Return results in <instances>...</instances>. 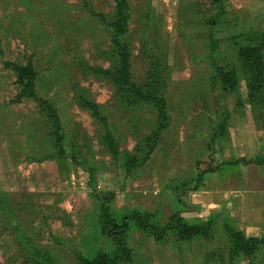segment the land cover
<instances>
[{
  "label": "rangeland",
  "instance_id": "obj_1",
  "mask_svg": "<svg viewBox=\"0 0 264 264\" xmlns=\"http://www.w3.org/2000/svg\"><path fill=\"white\" fill-rule=\"evenodd\" d=\"M125 1L164 120L95 72L113 0H0V264H264V0ZM29 60L44 106L13 101Z\"/></svg>",
  "mask_w": 264,
  "mask_h": 264
},
{
  "label": "trees",
  "instance_id": "obj_2",
  "mask_svg": "<svg viewBox=\"0 0 264 264\" xmlns=\"http://www.w3.org/2000/svg\"><path fill=\"white\" fill-rule=\"evenodd\" d=\"M115 3V13L107 18L104 14L95 12L93 9L88 8L91 15L97 17L99 22L104 24L108 29L111 42V51L109 54L110 67L108 69L98 68L95 70L96 73L105 75L118 89H126L128 92L133 94L129 99H134L133 97L143 98V100L150 101L158 113V116L164 120L165 114V100L161 97L154 95V88L147 84L146 92L143 94L141 87H137L132 80L130 65H129V55L125 50V45L120 41L121 37L127 32L128 28V16L126 13V1L125 0H113ZM86 5V4H84ZM4 66L11 69L14 72L16 83L19 85L20 90L15 95L13 101L20 102L22 99L33 98L38 101L40 105H46V102L39 99L36 95L34 83L36 81V72L34 70L32 62L29 60L25 65H16L11 62H5ZM80 103L85 107L90 114L95 117L100 123H102L104 128V144L110 153L112 158H117L118 149L114 142V138L108 129L106 119L100 114L99 106L96 102L92 100H87L81 98ZM55 113L51 106L47 107V115ZM54 115V114H53ZM55 117V116H54ZM56 120L53 118V121ZM58 123V122H57ZM56 123V125H57ZM59 125V124H58ZM164 124H160L163 127ZM59 129V127H57ZM54 135L59 141V132L54 130ZM238 235V236H236ZM235 240L238 242H246L242 238V234L237 233ZM249 239V238H248ZM247 239V241H249ZM95 264V262L93 263Z\"/></svg>",
  "mask_w": 264,
  "mask_h": 264
},
{
  "label": "crops",
  "instance_id": "obj_3",
  "mask_svg": "<svg viewBox=\"0 0 264 264\" xmlns=\"http://www.w3.org/2000/svg\"><path fill=\"white\" fill-rule=\"evenodd\" d=\"M262 192H264V189H261Z\"/></svg>",
  "mask_w": 264,
  "mask_h": 264
}]
</instances>
